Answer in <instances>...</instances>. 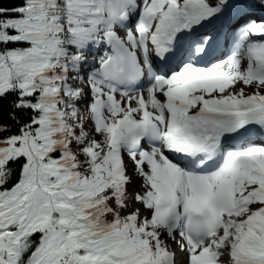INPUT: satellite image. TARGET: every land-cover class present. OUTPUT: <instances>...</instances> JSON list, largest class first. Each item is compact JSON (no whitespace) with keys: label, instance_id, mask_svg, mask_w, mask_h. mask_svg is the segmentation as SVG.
<instances>
[{"label":"snow or ice","instance_id":"snow-or-ice-1","mask_svg":"<svg viewBox=\"0 0 264 264\" xmlns=\"http://www.w3.org/2000/svg\"><path fill=\"white\" fill-rule=\"evenodd\" d=\"M0 264H264V0H0Z\"/></svg>","mask_w":264,"mask_h":264}]
</instances>
